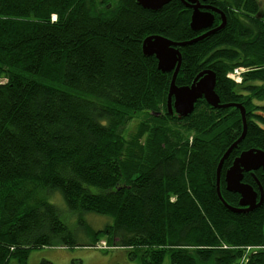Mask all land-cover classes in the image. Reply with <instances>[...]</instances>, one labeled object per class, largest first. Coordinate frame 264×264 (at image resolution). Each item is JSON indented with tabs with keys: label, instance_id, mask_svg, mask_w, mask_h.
Here are the masks:
<instances>
[{
	"label": "trees",
	"instance_id": "16d2710c",
	"mask_svg": "<svg viewBox=\"0 0 264 264\" xmlns=\"http://www.w3.org/2000/svg\"><path fill=\"white\" fill-rule=\"evenodd\" d=\"M206 1L223 11L225 26L179 48L175 84L210 69L219 103L245 108V136L219 178L222 199L237 207L224 173L240 152L264 151V104L254 102L264 99V5ZM190 14L181 0L154 11L136 0H0V264L73 243V214L110 218L88 232L89 246L106 237L140 264L165 256L170 264H242L241 247L264 246V172L243 174L263 193L251 211L228 210L215 188L217 164L242 132L239 110L199 99L186 116L169 113L172 72L142 53L150 35L183 42L203 33L191 30ZM236 67L247 70L239 85L226 78ZM243 264H264V249Z\"/></svg>",
	"mask_w": 264,
	"mask_h": 264
},
{
	"label": "water",
	"instance_id": "95a60500",
	"mask_svg": "<svg viewBox=\"0 0 264 264\" xmlns=\"http://www.w3.org/2000/svg\"><path fill=\"white\" fill-rule=\"evenodd\" d=\"M171 0H137V3L150 10H159ZM200 0H181L182 4L191 10L189 26L193 31H203L196 38L183 42H174L162 36L150 35L142 42V53L145 56H154L157 62V68L163 73L172 72L169 90L167 95V108L169 113H175L178 117L190 114L194 109L197 100L203 98L205 102L213 108L235 107L239 110L242 119L241 135L227 148L220 158L216 169V193L223 205L232 212H247L258 207L263 200V193L257 180V189L252 185L243 183V174L261 169L264 172V151L251 148L244 150L234 158L230 167L224 173L225 189L239 195L238 206L228 205L221 197L219 178L223 161L229 153L237 147L238 143L244 138L246 130L245 108L238 103L219 104V98L214 88L216 83L215 73L210 69L200 71L189 85L177 86L175 78L181 64V54L179 48L197 42L210 34L222 29L225 25L223 13L209 5H200ZM205 9V10H201ZM218 13L221 16L220 25L209 30L214 15Z\"/></svg>",
	"mask_w": 264,
	"mask_h": 264
},
{
	"label": "rangeland",
	"instance_id": "374dc122",
	"mask_svg": "<svg viewBox=\"0 0 264 264\" xmlns=\"http://www.w3.org/2000/svg\"><path fill=\"white\" fill-rule=\"evenodd\" d=\"M258 2L262 6L264 5V0H258ZM107 6H109V4H107ZM54 19L55 17L52 16L51 20L54 21ZM231 71L232 70L226 73V78H228L227 74ZM228 79L231 80L230 78ZM234 83L239 85L241 84V81L239 83ZM58 88L68 90L73 93L70 88H67L64 85H59ZM254 102L255 104L262 105L264 104V99H255ZM141 119L142 116L135 117L126 124L123 129V136L125 138L128 139L129 136L136 131V127ZM58 196L59 194L56 193L55 195H52V199L54 202L58 201L56 203L60 208H64L61 203L62 200L60 201V196ZM64 214L67 213L64 211ZM68 219L69 222H67L70 234L67 236V240L73 241V243H65L62 246H43L33 249L28 255L26 264H140L138 259L134 258L130 254V248L108 246L106 243V237L100 238L94 247L89 246L91 244V240L88 232L100 229L105 224L110 223L111 219L107 216L93 213H88L86 215L73 214V216ZM256 247L261 246L241 247L244 253L240 260L242 264L246 262L247 255L255 251L254 249ZM8 264L19 263L13 258L9 260ZM161 264H170L169 256H165Z\"/></svg>",
	"mask_w": 264,
	"mask_h": 264
},
{
	"label": "built area",
	"instance_id": "2783aa9c",
	"mask_svg": "<svg viewBox=\"0 0 264 264\" xmlns=\"http://www.w3.org/2000/svg\"><path fill=\"white\" fill-rule=\"evenodd\" d=\"M244 71H246V69L242 67H236L229 74H227V77L233 80L234 82L239 83L241 81V76Z\"/></svg>",
	"mask_w": 264,
	"mask_h": 264
},
{
	"label": "flooded vegetation",
	"instance_id": "af4514ba",
	"mask_svg": "<svg viewBox=\"0 0 264 264\" xmlns=\"http://www.w3.org/2000/svg\"><path fill=\"white\" fill-rule=\"evenodd\" d=\"M199 3H200V5H209L210 3L209 2H207L206 0H200L199 1ZM211 5V4H210ZM201 10H205V9H201ZM218 16L219 18H220V16L217 14V13H215L214 14V16ZM225 17V16H224ZM220 21H221V19L218 21V23L215 25V19H214V21H213V23H212V26L210 27L211 29H213V28H215V27H217L219 24H220ZM225 23H226V20H225ZM225 26V25H224ZM210 28H208L209 30H210ZM207 30H203L202 32H206ZM201 99H203V98H201ZM245 174V173H244ZM249 174V173H248ZM224 179V178H223ZM243 182V181H242ZM243 183H245V182H243ZM219 186H220V184H219ZM224 188H225V182H224ZM229 192V191H228Z\"/></svg>",
	"mask_w": 264,
	"mask_h": 264
},
{
	"label": "bare ground",
	"instance_id": "6f19581e",
	"mask_svg": "<svg viewBox=\"0 0 264 264\" xmlns=\"http://www.w3.org/2000/svg\"><path fill=\"white\" fill-rule=\"evenodd\" d=\"M136 2H137V0H136ZM138 4V3H137ZM139 5V4H138ZM209 6H213V5H210L209 4ZM215 8H217L218 10H220L222 13H223V11L221 10V9H219L218 7H216V6H214ZM150 10V9H149ZM215 13H213V15H214ZM218 14V13H217ZM219 15V14H218ZM223 15H224V13H223ZM220 16V15H219ZM225 16V15H224ZM225 18V17H224ZM214 19H215V16H214ZM220 19H221V16H220ZM214 21V20H213ZM220 23H221V21H220ZM220 25V24H219ZM218 25V26H219ZM212 26V25H211ZM217 26V27H218ZM217 27H215V28H217ZM215 28H213V29H215ZM223 29V28H222ZM210 30H211V28H210ZM221 30V29H220ZM219 31V30H218ZM218 31H216V32H218ZM215 33V32H214ZM197 37V36H196ZM145 39V38H144ZM169 40V39H168ZM143 42V41H142ZM217 95V94H216ZM219 104H221V103H219ZM226 104H229V103H226ZM228 108H232V107H228ZM233 108H235V107H233ZM220 109H227V108H220ZM239 115H240V118H241V114H240V112H239ZM242 120V119H241ZM247 247H250V246H247ZM257 249H264V246H261V247H256L254 250L256 251Z\"/></svg>",
	"mask_w": 264,
	"mask_h": 264
}]
</instances>
